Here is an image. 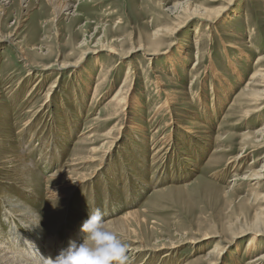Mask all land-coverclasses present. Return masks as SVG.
Here are the masks:
<instances>
[{
	"label": "rangeland",
	"instance_id": "374dc122",
	"mask_svg": "<svg viewBox=\"0 0 264 264\" xmlns=\"http://www.w3.org/2000/svg\"><path fill=\"white\" fill-rule=\"evenodd\" d=\"M67 2L0 10V243L45 264L90 210L139 209L128 264L264 256V0ZM68 174L86 180L53 197Z\"/></svg>",
	"mask_w": 264,
	"mask_h": 264
},
{
	"label": "bare ground",
	"instance_id": "6f19581e",
	"mask_svg": "<svg viewBox=\"0 0 264 264\" xmlns=\"http://www.w3.org/2000/svg\"><path fill=\"white\" fill-rule=\"evenodd\" d=\"M0 2H1V0H0ZM8 2H9V0L8 1H5V2H1V5H0V10H5L4 8H2V7H6V5L8 4ZM52 3L53 4H57V7H59L60 5H62L61 7L64 9V10H68L70 7H71V5L67 2V0L65 1V0H52ZM74 7V6H73ZM69 11V10H68ZM156 45V44H155ZM21 51V53H23V55H24V57H25V59H29L27 56H25V54H24V51H23V49L22 50H20ZM153 52H154V50H153ZM153 52H149L148 53V55L149 54H153ZM231 60V59H230ZM170 61V60H169ZM171 62V61H170ZM240 68V67H239ZM238 68V69H239ZM262 74V73H261ZM91 75V74H90ZM263 76V75H262ZM256 77V76H255ZM254 77V78H255ZM127 82V81H126ZM154 82V81H153ZM161 82V81H160ZM254 82H255V80H254ZM155 84H157V82L155 83ZM161 85V84H160ZM159 87V86H158ZM249 88V87H248ZM261 91V90H260ZM260 91H257L258 93H256L255 95H253V97L254 96H256V98H259V97H262V96H260V94H259V92ZM168 93H169V91H167ZM252 92V91H251ZM262 93V92H261ZM171 95V94H170ZM263 95V94H262ZM264 96V95H263ZM173 97V96H172ZM177 97V96H176ZM169 98H170V96H169ZM263 98V97H262ZM170 99H173V98H170ZM204 101V100H203ZM259 102V101H258ZM171 103H173V102H171ZM134 104V103H133ZM164 104H166V103H164ZM258 104V103H257ZM171 106V105H170ZM164 107V106H163ZM260 108V107H259ZM161 109V108H160ZM262 109V108H261ZM256 110H259V109H256ZM128 118V117H127ZM131 123H134V120H131ZM134 126L135 127H140L139 125H137V124H134ZM133 126V127H134ZM73 127V126H72ZM132 127V126H131ZM205 128V127H204ZM184 130V129H183ZM192 130H193V128H192ZM194 131V130H193ZM190 133H192V131L190 130L189 131ZM168 139H170V137L168 138ZM164 141V140H163ZM161 142V141H160ZM23 144V143H22ZM165 144V143H164ZM157 147V146H156ZM135 148V147H134ZM167 148V147H166ZM162 151V150H161ZM165 158V157H164ZM237 158H239V157H237ZM96 160V158L94 157V155H91V156H89L87 159H84L83 161H80V162H88V163H90V162H93V161H95ZM231 163V162H230ZM103 165V164H102ZM230 165V164H229ZM62 170H64V169H62ZM65 173H67V172H65ZM59 173H58V171L55 173V174H53L52 176H57ZM68 176H69V182L66 184V186H64L63 184H61L62 186H58L57 188H53V189H50L51 191H50V193H51V195L53 196V197H59V198H62V197H66V196H70L73 192H75L76 191V188L78 187V185L80 184V183H83L85 180H86V178H84L85 176H84V174H82V175H75V174H68ZM104 177V176H103ZM64 183V182H63ZM57 186V185H56ZM26 187V186H25ZM74 196V195H73ZM71 197V196H70ZM63 199V198H62ZM16 200V199H15ZM56 200H58V199H56ZM19 202H21V201H19ZM15 203L14 201L13 202H10V204H9V206H13L14 208L15 207H17L18 208V210H19V213L22 215H26L28 218H30V221H29V223L28 224H26V223H24L23 221V225H26L27 226V228L29 229L26 233H28V234H33L32 235V237L30 238V237H27V236H24V237H21L22 239H26V240H28V241H30V243H29V245H26V244H22V243H20L19 244V241H18V245L20 246V247H22L23 248V250H28V248H26V247H29L30 245H31V243H36V242H33L34 240L33 239H35V241H37V242H39L40 243V240H41V238H36V235H37V233H41V229H40V226H39V224H38V222H37V215H34L33 213H32V210L28 207V206H24L22 203ZM11 211V210H10ZM34 211V210H33ZM16 212V211H15ZM14 214V213H13ZM36 214V213H35ZM140 210L139 209H133V210H130V211H128L127 213H125V214H123V215H121V216H119V217H117V218H113V220H110V221H106V227L107 228H111L112 226H111V224H113V223H116L117 224V226L115 227L117 230H120V231H123V232H126V234L128 235V240H130L131 241V245L130 246H128V251H129V253L131 254H135V252L137 253L138 251H141L140 249H138V247L137 246H134L135 245V243L137 242L136 240H133V239H130V236H129V232L131 231V230H129V228H131L130 227V223L132 222V221H136L137 219H135V218H138V217H140ZM116 229H114V230H116ZM0 233H2L1 231H0ZM42 234V233H41ZM17 235V234H16ZM18 236V235H17ZM17 239V238H16ZM22 239H19V240H22ZM54 239H55V237H49V239H48V243L46 244V245H48V247H49V249H50V253H48V254H51V252L53 251V242H54ZM16 243V242H15ZM26 246V247H25ZM37 246V248H38V250L40 251V252H44L45 251V249H43V247L41 246V245H39V244H37L36 245ZM69 245L68 244H62V242L58 245V249L57 248H55V256L57 257L59 254H60V252L62 251V250H64V249H66L67 247H68ZM221 248L222 247H220L219 245H216V248L213 250L214 252V254L215 253H219L220 251H221ZM49 249H48V251H49ZM17 254V253H16ZM134 254H133V256H134ZM21 256V255H20ZM20 256H17V255H15L14 254V252L12 251V249L8 246H5V245H3L2 243H0V264H33V263H31V262H29L28 260L26 261L25 259H22V258H20ZM37 256V255H36ZM37 257H39V258H41L40 256H37ZM47 257V256H46ZM45 259V258H44ZM47 259V258H46ZM37 260V259H36ZM41 260H43L42 258H41ZM250 260V259H249ZM264 262V256H260V257H256V258H254L253 260H251L250 262H249V264H262Z\"/></svg>",
	"mask_w": 264,
	"mask_h": 264
},
{
	"label": "clouds",
	"instance_id": "9594fccd",
	"mask_svg": "<svg viewBox=\"0 0 264 264\" xmlns=\"http://www.w3.org/2000/svg\"><path fill=\"white\" fill-rule=\"evenodd\" d=\"M104 217L100 208L90 210L81 226L82 242H70L54 260L45 259V264H128L127 244L106 227Z\"/></svg>",
	"mask_w": 264,
	"mask_h": 264
}]
</instances>
